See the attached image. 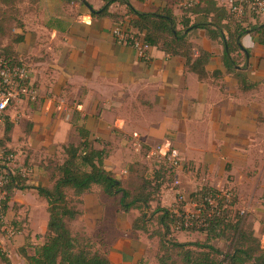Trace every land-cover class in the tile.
I'll use <instances>...</instances> for the list:
<instances>
[{"label":"crops","instance_id":"obj_1","mask_svg":"<svg viewBox=\"0 0 264 264\" xmlns=\"http://www.w3.org/2000/svg\"><path fill=\"white\" fill-rule=\"evenodd\" d=\"M218 1L221 4V0ZM86 2L96 9L104 4V0ZM160 2L133 1L138 9ZM71 5L72 2L66 0H39L35 4L24 0L14 8L19 11L17 15L22 25L15 22L12 34L24 38L14 43L13 48L20 59L33 63L40 102H32L33 114L22 128V139L18 136L14 140L17 133L12 131L19 126V119L12 118L8 109L14 126L10 139L4 143L5 151L15 155L18 149L26 148L28 153L33 150L54 154L70 142L60 141L61 133H79L77 127L81 125L94 139L101 133H108L109 140L115 138V133H124V136L137 133L140 139L149 142L154 133H167L176 125L203 118H209L210 130L214 133L231 131L228 137L222 136L228 146L236 138L243 141L240 143H247L249 139L239 134L241 130H258L264 123V44L260 42L259 33L248 32L242 37V46L249 49L250 54L246 68L237 76L228 72L223 63V44L212 40L204 29L192 31L190 39L212 53L207 64L208 76L201 79L188 69L183 58L157 48H150L149 59L141 60L132 45L117 40L113 30L119 24L112 18H92L87 5L81 3L78 12L72 15ZM117 5L121 9L115 10ZM110 10L125 13L127 8L116 2ZM175 13L180 15L182 10L176 8ZM10 41L8 36H0V47ZM243 78L248 84L246 89L241 84ZM215 98L224 103L212 107ZM58 104L62 114L72 111L70 116L66 114L67 121L60 124L59 133L57 120L46 109ZM36 113L42 118H36ZM1 127L5 129L4 121L0 122ZM237 128L241 129L239 133H235ZM37 129L45 133H34ZM4 135L0 133V139ZM10 142L15 147L9 145ZM99 147H105L104 143ZM112 154L115 149L110 151L105 166L116 173L109 162ZM35 166L43 168L40 163ZM43 177L50 183L48 176Z\"/></svg>","mask_w":264,"mask_h":264},{"label":"trees","instance_id":"obj_2","mask_svg":"<svg viewBox=\"0 0 264 264\" xmlns=\"http://www.w3.org/2000/svg\"><path fill=\"white\" fill-rule=\"evenodd\" d=\"M23 1L0 0V36L11 38L7 45L0 47V59L11 65L30 61L20 59L13 48L14 43L24 38L22 35L12 34L15 22L22 25L17 15L19 11L14 8ZM28 1L35 4L39 0ZM66 1L73 3L75 0ZM77 1L81 5H87L92 18H112L126 31L136 30V36L150 48L183 58L188 69L201 79L208 76L207 64L212 53L190 39L192 31L204 29L212 40L220 41L224 46L223 63L228 72L237 73V76L246 68L250 54V50L242 46V37L248 32L259 33L260 42L264 44V22L244 25L248 19L230 13L218 0H190L181 7L180 15L175 13L172 0H161L159 4L152 3L143 9L134 6L133 1L136 0H104L99 9L93 8L86 0ZM116 2L124 4L127 11L112 12L110 7ZM241 84L245 89L248 88L245 78L241 80ZM33 85L38 87L35 81ZM4 122L5 135L0 139L2 148L10 139L9 133L14 126L7 112ZM77 128L79 142L63 144V160L47 167L51 186L30 185L23 173L13 172L6 165H0V171L7 174V181L3 185L6 194L0 203V224L19 190L35 188L48 204L49 219L45 240L28 257L29 264H114L106 253L81 248L68 225V221L76 219L80 214L74 204L75 198H80L93 186H98L101 193L108 197H119V205L123 211L128 212L133 208L141 210V215L134 220L132 228L134 231L147 233L151 238H159L156 254L159 264H264V243L247 226L246 218L238 212L233 214L227 205L228 197L222 190L204 185L191 192L188 197L189 201L196 204V213L188 214L182 209L176 211L160 204L150 213L152 193L148 191L149 184L138 192L127 189L123 181L105 166L109 155L105 147L95 146L96 139L91 137L84 125ZM3 154L6 157L12 153L4 150ZM162 162L168 166L166 161ZM166 165L161 167L165 170ZM231 203L234 204L235 201ZM153 220H156L158 226L151 230L149 226ZM200 221L201 225H197ZM189 222L193 226L189 227ZM177 225L181 230L200 231L205 238L180 241L174 230ZM215 241H223L225 247L217 246ZM0 257L10 264L1 247Z\"/></svg>","mask_w":264,"mask_h":264},{"label":"rangeland","instance_id":"obj_3","mask_svg":"<svg viewBox=\"0 0 264 264\" xmlns=\"http://www.w3.org/2000/svg\"><path fill=\"white\" fill-rule=\"evenodd\" d=\"M75 1L76 4L72 3L70 7L72 15L79 10L80 2ZM188 1L190 0H172V5L180 10ZM221 4H226V1L221 0ZM117 6L115 10L121 9ZM243 16L248 19L244 25L250 22H264V11L256 13L247 7L237 17ZM36 88L40 95L39 87ZM217 99L219 98L214 99L212 107L217 103H224L221 100L218 102ZM32 104V101L23 98L14 101L9 107L8 113L11 117L20 120L17 121L19 126L12 131L17 133L14 140H17L18 136L23 138L22 128H25L26 120L33 114ZM60 104L54 108H46L47 112L50 111V116L57 120V133L60 132V124L67 121L72 112L62 114V110L58 109ZM209 112L212 113V110ZM220 116L222 117L221 113ZM35 117L42 118L37 113ZM183 124L176 125L167 133H154L149 142H144L137 133H131L129 136L115 133V138L111 140L110 136H107L108 133H101L94 144L99 147L103 142L109 154L115 149V154L110 156L109 162L116 168L115 174L121 177L127 189L138 192L144 185L149 184L148 191L152 193L150 213L159 204L176 211L182 209L188 214L196 213V204L189 201L188 195L204 185H210L227 195V205L233 214L238 212L246 218L247 226L264 243V123L259 126H263L261 131L259 128L235 129V133L243 131L239 134L249 141L240 143L243 141L236 138L231 140L228 146L222 136L228 137L231 131L214 133L210 130L209 118ZM0 133L4 134V127L0 128ZM34 133L45 131L37 129ZM61 135L60 141L78 143L80 140L79 133ZM162 143L176 149L182 158L181 166L175 171L156 157L148 158L149 152ZM9 145L13 146V143L10 142ZM4 150L2 148L0 151ZM24 150L20 148L17 153L14 152L15 155L9 154L10 159L9 156L1 155L0 165H6L13 172L23 173L30 185L38 186L44 181L46 186H51L52 182L49 183L43 175L49 177L48 165L63 160V147L54 154H51L52 151L40 153L31 150L28 153V149ZM39 163L42 169L36 168L35 165ZM161 165H166L167 169L164 170ZM233 200L234 204L231 203ZM74 204L80 214L76 219L68 221V225L81 248L106 253L114 264H159L156 257L159 238H151L147 233L134 231L132 228L134 220L141 215V210L133 208L128 212L123 211L119 205V197L112 198L102 194L98 186H93L80 198H75ZM47 208L46 199L41 197L35 188L17 193L10 202L0 224V247L10 264H29L28 257L44 242L49 219ZM188 225L193 226L191 222ZM197 225H201V221ZM157 226L156 220H153L149 228L152 230ZM174 230L180 241L205 238L202 232L181 230L179 225ZM215 243L221 248L225 247L223 241ZM0 264L7 263L0 257Z\"/></svg>","mask_w":264,"mask_h":264},{"label":"built area","instance_id":"obj_4","mask_svg":"<svg viewBox=\"0 0 264 264\" xmlns=\"http://www.w3.org/2000/svg\"><path fill=\"white\" fill-rule=\"evenodd\" d=\"M226 7L236 16L244 12L247 7L256 13H261L264 11V0H227ZM113 33L120 43L131 44L136 49L139 58L149 59L150 47L136 36V31H126L118 25ZM34 73L35 67L30 61H21L19 64L11 65L0 59V122L5 120V114L14 101L26 98L35 102L39 99L40 95L33 85ZM2 152L0 155H3ZM154 157L160 161H166L172 171L181 166L182 158L179 152L167 143L159 144L149 152L148 158ZM6 181L7 174L5 171H0V203L6 194L3 190Z\"/></svg>","mask_w":264,"mask_h":264}]
</instances>
